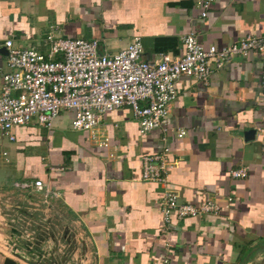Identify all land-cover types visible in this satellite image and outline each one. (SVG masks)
<instances>
[{
  "label": "crops",
  "instance_id": "obj_1",
  "mask_svg": "<svg viewBox=\"0 0 264 264\" xmlns=\"http://www.w3.org/2000/svg\"><path fill=\"white\" fill-rule=\"evenodd\" d=\"M188 34L205 49L261 37L264 0H214L203 19L195 0H0V91L8 40L41 54L50 35L96 40L113 54L139 37L141 59L155 61L182 57ZM262 69L259 57L236 56L206 85L180 77L168 114L185 131L180 139L159 129L141 135L129 106L103 115L95 139L71 129L69 111L50 128L15 127L13 140L0 130V264H53L64 238L72 264H157L163 256L169 264H264ZM164 147L167 187L179 203L231 197L229 208L163 227L164 188L144 182L141 169L142 157ZM240 169L245 177L231 176ZM36 180L41 190L23 186Z\"/></svg>",
  "mask_w": 264,
  "mask_h": 264
},
{
  "label": "built area",
  "instance_id": "obj_2",
  "mask_svg": "<svg viewBox=\"0 0 264 264\" xmlns=\"http://www.w3.org/2000/svg\"><path fill=\"white\" fill-rule=\"evenodd\" d=\"M213 1L195 0L199 18L207 16ZM182 41L185 46L182 57L162 54L158 60L145 61L141 59L139 37H134L125 49L107 54L99 51L96 40L50 35V51L46 56L32 48L16 49L8 40L5 42L7 72L2 75L0 91V130L13 140L15 127L35 121L38 126L50 128L61 112L69 111L71 129L87 132L95 139L103 115L129 106L141 135L159 129L180 139L185 131L175 129L168 121L178 79L192 78L206 85L213 71L223 69L236 56L259 57L264 98V35L246 34L229 46L210 45L206 49L193 34L184 36ZM169 152L164 147L159 153L142 157L141 169L144 182L164 188L157 202L163 227L173 220L215 215L221 207L229 208L231 197L222 204L179 203L177 195L167 187V175L172 167ZM231 176L243 178L246 171L236 170ZM23 186L41 190L44 184L36 180ZM157 264H169V258L163 256Z\"/></svg>",
  "mask_w": 264,
  "mask_h": 264
},
{
  "label": "rangeland",
  "instance_id": "obj_3",
  "mask_svg": "<svg viewBox=\"0 0 264 264\" xmlns=\"http://www.w3.org/2000/svg\"><path fill=\"white\" fill-rule=\"evenodd\" d=\"M43 52H44L43 54L46 56L49 52V49L44 50ZM69 243L70 242L68 241L67 238H64V241L60 242L61 245L59 246V248L62 249V252L59 254L58 257L52 259L53 264H72L75 262V261L68 259V257H67L68 254L66 255V249L69 247ZM74 244L76 245L77 242H74ZM80 246H81V249H83L85 247V246H83L82 240L80 241V244H77L76 248H78ZM78 260H79V258L76 259V261H78Z\"/></svg>",
  "mask_w": 264,
  "mask_h": 264
},
{
  "label": "trees",
  "instance_id": "obj_4",
  "mask_svg": "<svg viewBox=\"0 0 264 264\" xmlns=\"http://www.w3.org/2000/svg\"><path fill=\"white\" fill-rule=\"evenodd\" d=\"M5 264H14L12 261L6 260ZM51 264V263H50Z\"/></svg>",
  "mask_w": 264,
  "mask_h": 264
}]
</instances>
